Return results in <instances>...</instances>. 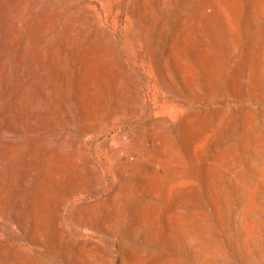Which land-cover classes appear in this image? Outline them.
Returning <instances> with one entry per match:
<instances>
[{
	"label": "rangeland",
	"instance_id": "374dc122",
	"mask_svg": "<svg viewBox=\"0 0 264 264\" xmlns=\"http://www.w3.org/2000/svg\"><path fill=\"white\" fill-rule=\"evenodd\" d=\"M0 264H264V0H0Z\"/></svg>",
	"mask_w": 264,
	"mask_h": 264
},
{
	"label": "bare ground",
	"instance_id": "6f19581e",
	"mask_svg": "<svg viewBox=\"0 0 264 264\" xmlns=\"http://www.w3.org/2000/svg\"><path fill=\"white\" fill-rule=\"evenodd\" d=\"M3 5H4V4H3ZM6 7H7V6H6ZM6 9H7V8H6ZM5 19H6V18H5ZM8 20H9V19H8ZM9 21H10V20H9ZM12 24H13V23H12ZM13 25H14V24H13ZM14 26H16V25H14ZM37 26H38V25H37ZM36 29H38V28H36ZM36 29H35V30H36ZM33 32H34V30H33ZM35 32H36V31H35ZM31 38H32V37H31ZM29 40H30V38H29ZM29 40H28V41H29ZM41 149H42V148H41Z\"/></svg>",
	"mask_w": 264,
	"mask_h": 264
}]
</instances>
